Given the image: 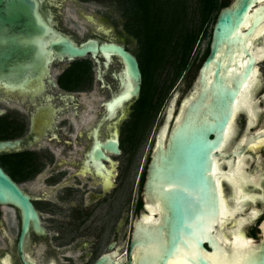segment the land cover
Segmentation results:
<instances>
[{"label": "water", "instance_id": "obj_1", "mask_svg": "<svg viewBox=\"0 0 264 264\" xmlns=\"http://www.w3.org/2000/svg\"><path fill=\"white\" fill-rule=\"evenodd\" d=\"M207 46L195 64L201 48L197 52L154 134L142 190L147 212L134 219L132 257L125 264H264V214L258 223L264 203L254 200L263 195L248 187L263 179L264 189V177L246 170L250 153L264 156V0H229L220 7ZM86 57L102 96L96 128L105 123L109 129L98 144L118 154L119 126L140 94L135 55L114 41L83 40L62 30L41 0H0V100L48 110L55 127L54 117L77 91L60 88L52 69L61 73ZM114 58L119 66H112ZM21 142L0 139V153L18 150ZM96 155L108 158L99 149ZM254 169L264 172V157ZM0 203L20 210V250L29 221L35 231L42 228L29 195L1 166ZM8 231L13 235V228ZM101 263L123 264L106 256L94 262Z\"/></svg>", "mask_w": 264, "mask_h": 264}, {"label": "flooded vegetation", "instance_id": "obj_2", "mask_svg": "<svg viewBox=\"0 0 264 264\" xmlns=\"http://www.w3.org/2000/svg\"><path fill=\"white\" fill-rule=\"evenodd\" d=\"M65 1L41 0L56 15ZM111 1L113 3L106 4L107 7L94 9H89L88 2L77 3L76 13L89 23L82 30L81 39L94 38L99 43L114 41L134 54L139 63L138 49L132 50L126 44L131 40L137 47V40L125 31L122 12L119 10V16L116 15L110 7L115 4V0ZM112 66H119L117 58H114ZM92 69L94 78L91 87L95 85L96 93L99 94L93 63ZM85 90L88 89L77 91L75 99L70 102L71 107L76 103L73 115L60 114L54 117L55 127L52 126L53 116L48 110L43 109L37 113L38 110L24 107L19 102L0 100V104L4 105L0 107L2 125H8L11 132L20 131L13 137L3 139L22 138L18 150L0 153V166L29 195L42 228V232L35 231L30 220L19 250L22 223L20 210L11 204L0 203V264H23L22 258L36 264H94L102 256L125 264L132 257L130 239L133 222L141 212H147L142 190L151 148L138 174L135 184L137 188L134 190L133 155L131 149L122 142V130L132 109L119 129L120 152H110L98 144V141L103 142L107 138L105 133L109 130L105 123L96 128L102 111L100 99L93 101L99 109L93 108V114H90L86 103L80 99L81 91ZM260 102L263 104L262 100ZM88 115L93 118L87 124L78 121ZM33 119L35 131L31 129ZM62 120L66 124H59ZM72 122L78 125L75 132ZM245 127L246 119L242 132ZM95 129L98 132L96 138ZM98 149L108 158L97 156ZM123 151L128 152V156L124 157L122 165L119 156ZM257 154L260 156L256 157ZM250 157L252 159L248 163L245 161L246 170L250 166L252 171H258L263 178L264 172L254 169V164L264 156L261 153H250ZM262 180L258 186L252 183L248 186L249 189L259 191L257 196L263 195L262 200L255 197V202L264 203V189L260 188ZM224 187L230 193V187L227 184ZM263 214L261 212L258 216V223ZM258 223L255 226L257 231ZM9 228L14 229L13 235L8 231ZM252 231L255 232V229ZM251 235L256 237V234Z\"/></svg>", "mask_w": 264, "mask_h": 264}, {"label": "trees", "instance_id": "obj_3", "mask_svg": "<svg viewBox=\"0 0 264 264\" xmlns=\"http://www.w3.org/2000/svg\"><path fill=\"white\" fill-rule=\"evenodd\" d=\"M115 2L124 18L123 28L137 40L142 74L139 97L131 105L132 112L122 130V142L134 152L151 128L168 92L188 66L197 40L207 34V24L214 22L220 7L229 0ZM93 78L92 61L79 58L59 73L56 82L64 90L79 91L89 89ZM19 132L9 131L0 118V139Z\"/></svg>", "mask_w": 264, "mask_h": 264}, {"label": "rangeland", "instance_id": "obj_4", "mask_svg": "<svg viewBox=\"0 0 264 264\" xmlns=\"http://www.w3.org/2000/svg\"><path fill=\"white\" fill-rule=\"evenodd\" d=\"M80 1L81 2H88L89 9H94L95 7H101V6L107 7L106 4L109 5V3H111V2L113 3V1H111V0H75V1L66 0L63 3L62 7L60 9H58V12L56 15V20L58 21L59 27L62 30H65V31H68V32H71L74 34H76L75 31H77L78 37H80V39H81L83 37L82 30L85 28V25H89V23L83 17L81 18L78 15V13H76V11H75V6L77 5V3L80 4ZM100 2L104 3L105 5H102V3H100ZM114 3L115 4L111 5L110 7L114 10L115 14L119 16L118 13H119L120 9L118 8L116 2H114ZM78 25H79V28H78ZM212 25H213V22H211V21L207 24V26H206L207 27V34H205L204 36H201L197 40L195 47L191 53L188 66L182 72L181 76L178 78V80L175 82L173 87L168 92L166 99L164 100L162 106L160 107L158 113L156 114L154 122H153L151 128L149 129V131L147 133V137L145 136L142 139V141L140 142V144L138 145V147L135 149V151L132 152V155H133V181H134L133 188H134V190H136V188H137V186L135 184H136V181L138 178V174L140 173V170L144 165L145 158L149 154V151H150V148L152 145L153 134H154L155 129L158 126L162 116L165 113V109L167 107L168 101L171 98L172 94L177 90L178 86L180 85L184 75L186 74L188 68L190 67V65H191L193 59L195 58L197 52L199 51V49L201 48L195 64H197V62L201 59V57L205 53V51L207 49V45L209 43L210 37L208 35H209V31H211ZM126 44L132 50L137 49L134 41H131V40L127 41ZM52 72H53L54 77L57 78V76L60 73V69H58L57 67H54L52 69ZM96 89H97L96 86L93 85L90 89L85 90V91H81L82 94L80 96V99H81V101L86 103L87 108L90 110L89 111L90 114H93V111H91L93 108L99 109V107L93 101L102 98L101 95L96 93V91H97ZM0 107H4V105L0 104ZM129 109L131 110V106L129 107ZM87 110L85 111V113H87ZM22 115L25 116L24 114H22ZM124 120L125 119H123L122 122ZM63 121L64 120H62L60 123L59 122L58 123L59 124H66V122H63ZM72 123L74 125L73 127H74V132H75L78 125H76L74 122H72ZM67 124H69L68 120H67ZM120 126H121V124H120ZM120 126H119V129H120ZM126 156H128V152L123 151L122 154L119 156L120 164H122L124 162V157H126ZM134 198H135V196H134ZM0 244L2 245L1 242H0Z\"/></svg>", "mask_w": 264, "mask_h": 264}, {"label": "bare ground", "instance_id": "obj_5", "mask_svg": "<svg viewBox=\"0 0 264 264\" xmlns=\"http://www.w3.org/2000/svg\"><path fill=\"white\" fill-rule=\"evenodd\" d=\"M73 110H74L73 107L69 106V107L67 108V110L63 113V115L71 116V115H73V112H72ZM92 118H93L92 115H88L87 118H81V119H79L78 121L82 120V123L87 124L88 121H90Z\"/></svg>", "mask_w": 264, "mask_h": 264}]
</instances>
